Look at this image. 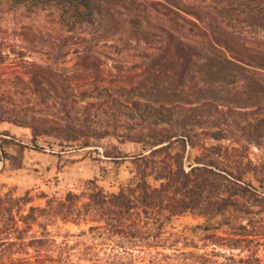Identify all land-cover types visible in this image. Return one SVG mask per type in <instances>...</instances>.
I'll list each match as a JSON object with an SVG mask.
<instances>
[{
	"label": "trees",
	"instance_id": "trees-1",
	"mask_svg": "<svg viewBox=\"0 0 264 264\" xmlns=\"http://www.w3.org/2000/svg\"><path fill=\"white\" fill-rule=\"evenodd\" d=\"M17 11L41 20L15 24L10 46L0 27V125L61 146L129 141L141 165L114 192L95 179L39 192L44 205L25 214L31 191L0 189V264H264V192L246 179L264 173L249 157L264 146V0H0L1 13ZM103 47L134 60L109 81ZM26 53L71 55L75 70ZM8 143L0 130V152ZM183 214L199 221L174 230ZM57 219L86 223L88 237L57 241Z\"/></svg>",
	"mask_w": 264,
	"mask_h": 264
},
{
	"label": "rangeland",
	"instance_id": "rangeland-1",
	"mask_svg": "<svg viewBox=\"0 0 264 264\" xmlns=\"http://www.w3.org/2000/svg\"><path fill=\"white\" fill-rule=\"evenodd\" d=\"M22 12V11H21ZM20 11L12 13L0 12V27L6 28L7 38L6 45L19 44L15 41L13 35L15 24H35L34 20L41 19L25 17V13ZM245 38L252 39L249 33ZM261 35H259L260 37ZM16 42V43H15ZM106 55L101 68L105 74L106 80H110L117 73L115 66L122 63L127 67L129 58L107 57L109 49L103 47ZM25 58L28 60L36 59L43 64H47L54 69L73 72L74 61L69 55L64 61L54 62L51 58H46L40 53H26ZM121 58V59H120ZM134 61V60H131ZM130 61V62H131ZM118 82H111V87L118 86ZM0 130L8 132L14 137V142L18 144H5L0 152V189L2 193L11 192L12 196H22L25 191H31L27 203H20L21 214H25L29 206H43L44 199L39 196V192H45L50 196L52 192L61 196L66 190L78 191L81 184L90 179H95L98 186L106 192H114L119 184H128L135 178L139 161L140 145L129 141L118 142L112 137L95 141L93 146L80 147L78 143H69L68 146L58 145L57 139L38 138L35 142L31 139V133L28 128H21L9 123H2ZM8 139V137H3ZM19 144H21L19 146ZM199 146L186 149L184 162L186 167L192 162L194 156L200 153ZM146 154V153H145ZM114 156V157H112ZM249 157L257 164L264 163V146L259 149L251 147ZM249 180L259 191L264 192V173L246 175ZM43 222L44 218H39ZM199 221L198 218L183 214L174 217L170 226L174 230H179L185 225L194 224ZM88 225L81 223L79 226L70 222L56 220L54 223L47 225L49 233L60 241L64 237L75 240H85L88 237ZM41 229L33 225L28 235H39ZM260 242L264 243V235L260 237ZM104 246L109 241H101ZM259 257L264 260V247L258 249Z\"/></svg>",
	"mask_w": 264,
	"mask_h": 264
}]
</instances>
